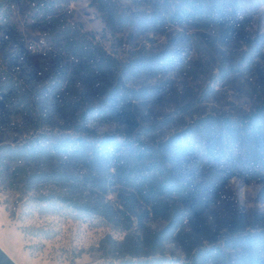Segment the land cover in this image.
<instances>
[{"label":"rangeland","instance_id":"obj_1","mask_svg":"<svg viewBox=\"0 0 264 264\" xmlns=\"http://www.w3.org/2000/svg\"><path fill=\"white\" fill-rule=\"evenodd\" d=\"M0 264H264V0H0Z\"/></svg>","mask_w":264,"mask_h":264},{"label":"trees","instance_id":"obj_2","mask_svg":"<svg viewBox=\"0 0 264 264\" xmlns=\"http://www.w3.org/2000/svg\"><path fill=\"white\" fill-rule=\"evenodd\" d=\"M190 2V0H188ZM104 144V143H103ZM107 144V143H106ZM115 145V143H113Z\"/></svg>","mask_w":264,"mask_h":264}]
</instances>
